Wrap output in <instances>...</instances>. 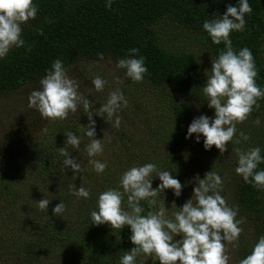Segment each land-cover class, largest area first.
Wrapping results in <instances>:
<instances>
[{
	"label": "trees",
	"instance_id": "obj_1",
	"mask_svg": "<svg viewBox=\"0 0 264 264\" xmlns=\"http://www.w3.org/2000/svg\"><path fill=\"white\" fill-rule=\"evenodd\" d=\"M33 3L38 6V12L35 19L22 25L24 46L13 47L5 57L0 58V96L40 81L52 69L56 59L61 60L67 69L75 62L100 58L98 53L121 59L129 57V49H139L136 56L145 57L148 68L142 82L161 92L154 101L151 97L148 99L155 112L151 113L142 104L148 100H134L136 108L142 112L141 121L121 117L120 131L116 129L114 133V144L108 142L110 160L103 161L107 164L105 171L97 173L94 169L89 174L123 192L120 180L127 164L142 166L155 163L159 170L170 171L181 182L182 192L177 197L172 189H165L155 198V205L141 200L140 205L144 208L141 215L158 211L161 205H165L166 215L174 218L173 213L179 211L185 201L190 199L187 193L186 159L180 147L192 122L191 100L198 102L201 99L200 93L205 80L195 53L186 48H171L163 41L160 26L169 25L188 31L210 51L215 60L225 45L223 42L213 43L203 29V22L222 16L229 4L238 6L239 0H113L111 9L105 6L106 0H33ZM249 4L252 12L245 15L243 31L231 32L230 39L237 53L244 47L251 50L258 69L256 82L264 88V0H249ZM167 88L174 91V97L165 101L164 90ZM258 104L259 108L254 106L251 115L264 114V98L259 99ZM31 119L35 121L38 118L34 116ZM93 119L96 122L99 118ZM87 120L85 118L83 122ZM50 127L44 147L29 158L32 168L30 171L34 173V179H45L57 190H65L68 182L72 184L71 175L77 176L76 184L88 175L82 167L78 173H74L70 166L66 168L65 156L55 150L57 141L61 139L64 146L65 133H74V126L59 121L52 123ZM259 131L262 130H254V140L243 139L240 143L243 151H247L246 146L251 140V148L260 147L261 155L264 156V131L257 133ZM13 133H10L8 139L21 137V131ZM55 138L56 144L53 140ZM115 140L117 148H114ZM69 154L76 160L74 155ZM213 159L221 163L216 161L217 165L211 169L222 180H228L230 191L234 193L232 203L238 210L242 208L236 219L243 221V231L237 241L230 242L232 262L239 264L241 259L252 252L259 237L264 235V190L256 188L254 182H245L236 173L238 161L234 160L233 165L227 168L226 160L221 161L216 157ZM20 167L13 169L19 172L21 170L23 174L29 171H24L21 165ZM2 168L11 169L8 161L0 162V170ZM256 170H264V162L258 164ZM204 171L211 170L205 168ZM160 183L158 177H153V188ZM86 189L90 190L88 198L57 196V201H62L67 210L73 207L72 219L70 216L62 219L53 215L55 205L49 204L48 211L41 214L42 223H38L37 230L42 232L37 234L36 239L25 241L27 249H32L31 256H36L40 261L44 255V246L54 238L58 239L59 244L52 246L50 251L53 252L49 253L50 260L46 258V263H52L54 256L61 254L66 256L62 264H120L125 252L134 247L129 239L132 234L130 226L119 230L112 229L108 223L92 224L90 213L98 211V197L106 188L94 183ZM1 194L8 196L5 191H1ZM172 196L176 198V204L171 200ZM122 207L130 211L127 194L124 195ZM243 213L245 218L241 219ZM1 237L0 260L7 261V251L18 253L20 250L9 246V241ZM144 255L136 257V264H141L139 262ZM152 264H159L157 257Z\"/></svg>",
	"mask_w": 264,
	"mask_h": 264
},
{
	"label": "clouds",
	"instance_id": "obj_2",
	"mask_svg": "<svg viewBox=\"0 0 264 264\" xmlns=\"http://www.w3.org/2000/svg\"><path fill=\"white\" fill-rule=\"evenodd\" d=\"M113 0H106V7L111 9ZM38 6L33 0H0V58L5 57L13 47H23L22 25L30 19H35ZM249 0H239L238 6L229 4L226 12L211 20L203 22V29L209 34L213 43H224L218 58L211 61V75L203 87V93L208 97V107L214 108L215 116L200 115L188 126L187 136L193 133L199 142L200 134L204 137V148L210 150L214 145L221 153L227 151V145L237 132L236 124L245 121L253 107L259 108L258 100L264 98V88H261L256 78L258 69L251 50L244 47L237 53L232 47L230 34L233 31H243L245 15L251 14ZM40 33L43 34L42 30ZM29 51L31 48L29 47ZM129 57L117 61L116 67L126 69V77L134 82H141L148 68L145 57L136 54L137 48L128 50ZM100 59L103 54L98 53ZM107 83L97 75L93 80L97 91H102ZM41 89L33 90L29 97V107L37 109L43 118L66 119L69 113H76L82 104L88 116L86 135L91 139L86 146L90 157L103 152L101 139L95 138L96 128L92 102L79 92V85L70 78L63 62L56 59L52 69L40 80ZM127 106V100L120 89L109 93L107 102L103 104L96 115L103 117L112 126L119 129L121 118L117 115L121 104ZM114 118V120H113ZM259 119L255 123L259 124ZM66 144L79 148L80 138L73 132L65 133ZM240 136L247 140L243 132ZM239 141H237L238 143ZM238 156V166L235 171L245 182L253 183L264 190V170L257 171L258 164L264 162L260 147L247 151L234 148ZM65 156L64 165L71 167L74 173L81 171V166L67 152L61 149ZM97 173L105 171L107 164L98 160L89 161ZM153 177H158L161 183L153 188ZM251 177V180H250ZM196 186L193 195L173 213L174 218L166 215V206L161 205L158 211H149L141 215L144 208L141 200H147L150 205L157 203L156 197L165 189H172L179 197L183 185L174 178L168 170H159L155 163H146L139 167H131L121 177L120 185L123 192L110 188L98 197V211L90 215L95 225L108 223L112 229L121 230L130 226L131 240L134 247L120 259V264H136V257L145 254L158 258L159 264H229V255L225 242L239 239L243 229L239 226L242 220L236 219L238 208L230 207L220 194L223 181L219 174L208 171L204 178L194 177ZM73 195L83 198L90 196V190L79 187ZM127 194V204L130 211L122 207L124 195ZM195 201V202H194ZM50 200L40 199L38 207L48 211ZM66 209L61 201L53 208V215H60ZM181 236V239H176ZM239 264H264V235L260 236L252 252L241 259Z\"/></svg>",
	"mask_w": 264,
	"mask_h": 264
},
{
	"label": "rangeland",
	"instance_id": "obj_3",
	"mask_svg": "<svg viewBox=\"0 0 264 264\" xmlns=\"http://www.w3.org/2000/svg\"><path fill=\"white\" fill-rule=\"evenodd\" d=\"M24 25V24H23ZM159 32L161 33L163 41L168 43L171 48L177 49H190L192 50L197 58L199 67L203 74L204 80L206 82L207 75H211V61L214 58L211 56L210 51L201 42L196 41V39L189 34L188 31L175 28L169 25L160 26ZM119 59H115L109 56H103V59H86L75 62L66 69L67 74L70 78L74 79L79 85V92L92 102L91 111L93 112V118H99L95 123L96 136L95 138L101 139L103 147V152L90 157L87 153L86 146L90 143L91 139L85 133L87 130V122H83L85 118H88L83 105L78 107L76 113H69L66 119H49L43 118L40 112L29 107L28 97L33 90H40V81L32 83V85L27 84L26 86L17 89L15 92L0 96V162L8 161L11 169L0 170V237L9 241V246L20 250L18 253H14L11 250L7 251V261H1L0 264H44L47 260H50L49 253L53 252L52 246L56 247L59 244L58 239L50 240L44 246V255H42L40 261L36 256L32 255V249H27L25 241L33 240L37 238V234L42 232V230H37L38 223H42L43 217L41 214L44 212L39 209L38 201L42 198L50 200V203L54 205L58 204L57 196L67 195L75 196L72 192L79 187L89 188L94 183L101 184L103 189L102 192L112 188L108 186V182L100 181L94 176H90V172L94 170L93 165L89 162L91 160H98L100 162L110 160L109 143L114 144L113 138L116 128L112 126V122H107L103 117L96 115L95 112L107 102L109 93L120 89L123 92L124 97L127 100V106L121 104V108L118 110L117 115L124 118H132L133 120H140L142 117V112L136 108L134 100L143 102L151 97V100L159 98L161 93L154 87H149L145 82H134L131 78L126 77V69L117 68L116 64ZM101 76L107 83L102 91H97L92 84V80L97 76ZM41 80V79H40ZM204 82V85H205ZM166 96L164 95V100H168L174 95L172 89L167 88L164 90ZM201 99L197 102L191 100V115L192 121L194 118L199 117L204 114L209 117L215 116L214 108L208 107V97L201 90ZM174 97V96H173ZM147 102V101H146ZM142 103L145 105L146 109L151 113L155 110L153 106L150 105L149 100L147 103ZM37 116V120L31 119ZM259 119V124L255 121ZM70 123L74 126V133L77 135L81 142L79 148H73L71 145H66L63 139L57 141L56 151L61 153V149L64 148L68 153H71L76 157L77 163L86 171L88 176L81 178L79 184H76V177L71 175L72 184L67 183V187L63 189H56L52 184L47 182L45 179H34L33 172L30 171L31 161L30 157L32 154L36 153L44 147L46 138V133L51 129L52 123L57 122ZM141 121V120H140ZM121 128V127H120ZM237 132L233 137V140L227 145V151L222 155L220 151L213 145L210 150L204 148V137L200 134L199 142L196 141L195 133L191 137L186 138L187 131L184 135L183 144L180 150L186 159L185 172L187 173V186L190 198L193 195V189L196 186V181L194 177L199 175L200 178H204L206 171L205 168H209L212 172L215 170L211 167L216 166V161L213 157L226 160L227 168L231 167L235 161H238V156L234 148H239L241 151L243 149L240 143L243 138L240 133L243 132L250 139L255 138L254 130H262L257 133L264 131V114L258 116L249 115V117L242 123L236 124ZM20 129V130H19ZM14 130V131H13ZM20 132V138L16 137L14 140L8 139L10 133ZM120 131V129H119ZM19 136V134H18ZM248 138V139H249ZM115 139V138H114ZM56 144V138L53 139ZM117 140V139H116ZM115 140L114 148H117V143ZM237 141H239L237 143ZM109 142V143H108ZM251 140L246 146V149L252 147ZM108 143V144H107ZM205 151L203 154L202 152ZM218 163H221L217 161ZM23 167L24 174L20 170L13 168ZM141 165L129 163L125 166V171L131 167H139ZM221 166V165H220ZM224 167V166H222ZM226 168V167H225ZM222 190L220 194L227 201L230 207H235L233 202L234 193L230 191V186L227 183L228 180L223 179ZM78 183V182H77ZM85 184H87L85 186ZM99 189V188H96ZM57 190V191H56ZM1 191L8 193V196L1 194ZM60 194V195H59ZM57 201L54 202V201ZM171 200L176 204L177 200L175 197H171ZM184 201V200H182ZM186 202V201H185ZM195 202V201H194ZM73 207L65 209L62 215H57L59 217L65 218L66 216L72 219L74 215ZM180 211V209H179ZM242 212L240 208L237 212V216ZM172 215V212H169ZM245 218V213L241 216V219ZM243 229V224L239 225ZM41 238H43L41 236ZM177 239H181V236H177ZM226 243V251L229 255V264H233L232 255L230 250V242ZM53 247V248H54ZM66 256L58 254L52 259V263L46 264H62ZM156 257L144 255L139 263L141 264H152V261Z\"/></svg>",
	"mask_w": 264,
	"mask_h": 264
}]
</instances>
